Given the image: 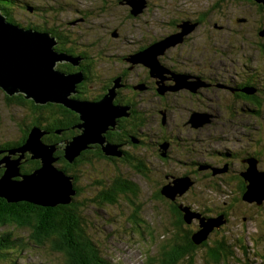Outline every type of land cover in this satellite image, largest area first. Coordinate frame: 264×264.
Here are the masks:
<instances>
[{
    "label": "rangeland",
    "instance_id": "obj_1",
    "mask_svg": "<svg viewBox=\"0 0 264 264\" xmlns=\"http://www.w3.org/2000/svg\"><path fill=\"white\" fill-rule=\"evenodd\" d=\"M125 1L123 3L127 5L128 0ZM142 1V5L139 3L137 4L139 6H135L138 10L140 8V11L145 10L148 3V0ZM208 1L209 0H206V6L210 4ZM120 2L118 3L117 0H111L110 5L105 7V11L100 12L98 9H101L102 6L98 0H17L16 3L11 6L12 10L10 14L14 22L21 25L22 28L30 25L34 27L37 26L38 28L52 27L58 30L62 28L65 31H70L71 26L66 27L68 21L81 16V14L76 13L75 10H86L88 14L92 15L82 23L86 29L77 31L78 35L72 40L81 50H88L93 54L91 56L94 57V71L100 78L105 79L97 83L102 84L107 82L109 77L115 74L113 72L119 68L120 65L116 62L117 57L121 56L120 54L123 53L128 54L133 52L135 32L137 34L139 31L147 32L148 34L149 32L154 33L156 34L155 38L158 39L160 36L167 34L168 25L166 22L168 17H173L176 14H171L172 11L167 8V5L172 7L173 3H167V0H156L155 4L157 5V10L151 8L148 15L145 14V16L140 17V21L138 20L136 23L125 16V8L127 7ZM24 4H27L33 9H25ZM183 4L189 5L187 2ZM197 4V7L200 8L204 3L199 1ZM239 6L240 3H232L230 6L232 11L230 12H237ZM129 8L132 9L131 6H129L128 9ZM91 9H94V11ZM139 13L140 12L137 14ZM0 14H2L1 11ZM217 17L218 14H213L210 18H207L204 41L202 38H197L198 36L192 34L193 28L190 27L180 29L179 32L172 34L173 37L178 35H181V37L179 39L176 38L177 40L171 42L169 47H166L164 50L159 47L162 40L154 44L153 47H155V49L153 48L154 50H152L154 59L149 63L148 70L151 72L157 65L160 68L158 69L159 74L156 75L157 77L153 75L155 77L153 79L159 84L157 88L162 92L173 91L163 87V82L166 81L165 76H162L165 72V63L161 61V58L164 56L165 59L169 58V49L174 48L175 45L181 44L182 40L190 37L196 42V46H202L205 50L198 52L200 57L206 59L207 64L210 66L214 62L219 65L222 64V66H218L216 69L214 67L212 68L215 70H224V72H226L225 75L242 73L245 66H241V63L248 60L249 79L252 81V85L258 89V92L256 90L255 93V100L259 104H251L249 102V113L234 112L233 110H229V105L232 103L225 96L224 101H222V106L218 105L219 109L215 111L217 105H212L204 99L203 106L200 109L204 111L197 113V109H199L198 106L201 103H194L197 118L200 117L199 119L204 121L203 123H205V125L208 124L202 132V134H204L202 151H205V156L196 159H186L187 155L183 152L176 151L175 147L170 153V161L166 163H162L158 159L154 149L157 140L156 135H159L160 132H154L155 124L153 118L150 116L147 118L150 124L146 129H142L141 131L146 132V134L148 133L146 135L147 137L142 136L145 143L147 141L146 144L148 145V149H139L138 155L144 156L150 169L149 181L144 182L140 180L127 166L116 168L114 172L112 171V174L111 172L109 173L111 175L108 176V178L113 174L120 173L138 184L140 196L139 203L142 208L140 214L141 219L149 226L153 234L152 237L138 236V234L131 231L127 223V215L130 211L126 209L124 201H120L115 205L105 206H96L93 203V199L100 187H97V183L92 181L95 175L91 174L90 166H81L78 171H72L77 177L78 186L81 187V194L76 197V200L84 205L82 208L84 210L83 215L85 216L86 227L90 229L91 237H97L99 241L104 240L105 243H101L102 247H105V250L101 249L102 255L104 253L103 257L110 264H149L148 257L154 256L159 245L165 240H169L174 234L172 226L173 216L169 210V205L172 201H176L175 204L187 211L185 215H187L192 225L189 228L185 226V229L196 228V223L193 222L196 220L199 221L197 218L199 212L202 211L206 214L208 211V213L213 216L217 211L221 210V212L226 213V219L228 218L227 224L220 229V232L209 239L207 248L198 249L197 253H194V264H211L208 263V260L205 258L206 249L222 237H226L228 241L227 244L235 253L233 258L225 260L222 264H264L263 260L255 256L257 252H260L261 256L264 255V199L261 205L251 201L247 203L240 201L237 203L236 181H232L229 184L223 181L225 178L228 179V177H230L229 180L234 179L232 175L228 177L224 175L222 179H219L220 177L218 179L217 177H215L216 179H212L209 176L206 177L202 172H198L196 177L191 175L193 174L191 172L192 164H209L212 160H216L217 158L214 154L210 153L211 151L224 152L226 148L229 150L234 149L238 152H240L239 150L241 149H243V151H249V156L253 155L256 157V170L258 172L264 171V12L256 14L253 9L252 13L249 14L250 20L248 24H245L238 18L237 23L221 18L219 22ZM228 19L230 20L232 18L229 17ZM216 20L218 26L217 28L215 27V29L212 25ZM117 28H119L121 36L118 39H112L110 33L113 29ZM79 29L80 27L77 28V30ZM91 42H93L92 44H98L96 47L85 49L83 45L91 44ZM98 48H101L102 51L97 50ZM100 54L103 60L98 59L97 55ZM183 56H190L191 60H196L197 51L185 50ZM60 62H57L58 64L55 63V65H60ZM167 62L171 61L167 60ZM234 69H237L236 73L231 71ZM138 73L140 75L137 76ZM65 75H69V73H65ZM141 75H143L141 68H137L132 74L133 77H140ZM132 76L130 82L135 81ZM181 79L182 78H179V80ZM183 89L186 90V87H179L175 89V91L183 92ZM140 92L138 93L139 96H136L135 99L141 102L145 101L146 104H152L153 96H150V92L148 94H144L142 91ZM203 94L208 97L207 93ZM124 97L127 96L125 95ZM174 99L177 101V107L172 114L171 125L181 124L183 122L182 117L184 120L188 119L190 122L192 115H188L183 110L184 106L191 108L190 104L187 102L188 100L184 98L180 99L178 96H174ZM12 103L13 102L8 104V102H6L3 98V92L0 90V141L17 139L19 134L16 127L17 123L18 125L24 126L25 123L29 121L26 112L20 107H12ZM113 106L126 105L122 103ZM168 106L169 105L166 107ZM140 107L143 108L144 106ZM130 116L131 115H128V118ZM199 127L203 128L202 126ZM169 134L170 130L168 129L160 133L161 136L165 137L169 136ZM182 134L185 133L182 132ZM244 134L246 136H244ZM77 136L78 135L74 136L73 139ZM179 136L182 140L178 141V144H181L182 148L187 147L188 145L186 141H184L185 137L180 134ZM38 138L39 136H37V140L34 142V152L32 154L34 156H41L42 161L47 167L49 165L51 169H55L59 165L55 162V157H53V148L49 149V147L44 145ZM175 138L177 137L175 136ZM72 140L67 142H71ZM122 146L123 145H113V147L119 148V150H122ZM22 147L23 146L19 149ZM64 149L65 145L63 151ZM26 151L31 155L29 150L24 149L22 152L20 151L21 153H19V157L16 159L19 161ZM217 159L222 161L224 157L221 156V158ZM17 160L8 163V167L11 168V171L9 170V174L11 175L19 173V167L15 165ZM1 164L4 165V163ZM233 166L238 169L240 166L239 162H234ZM62 173L65 174L64 172ZM45 174L46 172L42 174L41 179H44L46 176H51ZM165 175L171 179V182L174 179V177L172 179V175H174L177 177L189 178L192 184L185 188L180 194H175L173 196L174 199L166 197L164 202L156 201L152 197V194L155 189L165 182ZM66 176L69 178L71 177L69 175ZM47 179L48 180H45L42 184L47 186V181H53L50 177H47ZM56 184L62 186L63 189L66 190V195L69 193L70 190L65 186V181L58 180ZM44 185H42V187H44ZM48 185L52 186L51 182H49ZM223 213L220 216L225 220ZM201 223L202 222H199L200 228L197 236L202 234L203 228L201 227ZM15 232H17L19 236L26 238L27 231ZM239 238L243 239L241 244L245 246L248 252V261L246 258L241 257V254L233 247L240 246V243L237 241ZM26 248H24L20 255H12V264H63L62 257L59 254L51 253L48 246L44 248L26 246ZM238 259L239 262H237ZM0 264H6V262H0Z\"/></svg>",
    "mask_w": 264,
    "mask_h": 264
},
{
    "label": "trees",
    "instance_id": "obj_2",
    "mask_svg": "<svg viewBox=\"0 0 264 264\" xmlns=\"http://www.w3.org/2000/svg\"><path fill=\"white\" fill-rule=\"evenodd\" d=\"M16 1L17 0H0L1 13H3L7 17V21L14 24H16V22H14L10 13L12 10L11 6H13ZM99 2L102 6V11V9H106L105 7L110 5L111 0H100ZM253 2L258 8H264V0H253ZM127 6L129 7V5ZM24 8H30V10L33 9L27 4H24ZM258 12L262 13L261 10H259ZM125 13L126 17L130 20L136 18L137 15H139H133L130 8L127 9ZM25 28H33L40 32H45L48 30L46 28H38L36 26L34 27L30 25L25 26ZM50 32L52 35L56 36L53 31ZM65 45L66 43L63 42L59 46H54L55 49L61 48V50L63 51H65L64 49H66L67 52H72L69 53L71 56L69 54L67 55L68 57L72 58V60H67V62H64L63 64L60 63V65H55V70L59 71L62 74H64L65 66L79 68L81 64V62L76 61L77 59L80 60V58L78 57V53L75 51L78 46L73 44L68 48ZM88 67L90 69H93L92 73L95 74L93 68L94 64H92V62L89 63ZM118 71L119 68L115 70L113 72L115 74L113 76H110L107 80L106 83L109 84V87L106 90H103L102 95L100 96V101L104 99V97L108 94L109 90L115 85L117 79L115 77ZM148 74L150 75L149 70ZM1 91L3 92V98L6 100V102H8V104L13 102L12 104L23 109L26 112V116L29 120L25 123L26 128H24V126L18 125V123L16 125L17 131L19 132L17 138L18 145L20 144L19 147L26 144L33 129L42 131L44 135L46 133L43 130L44 128L48 130H53L55 128L60 129L70 127V125H74L75 122H77L78 124L82 123L80 114L75 109L73 110L72 108H69L62 103H54L53 101H44V103H36V101L32 99L25 98L24 94L22 93L9 96L5 94L3 90ZM114 99L112 101L113 105H115ZM249 102L251 104H259L255 100V98L252 99L250 96ZM51 104L56 105L51 108L52 110L43 109L45 106H50ZM139 110L140 111H136V113L138 114H134L132 118L131 116L128 118V116L125 115L121 117V120L126 121L127 126H125V129H127L128 133H135L136 136L137 134H139L140 137H142L146 136L148 133L146 134V132L142 131L139 132V129L142 130L146 129L147 127L145 126L146 117L142 114L143 112L141 111V109ZM38 113H41L42 116H46L47 120L44 121L41 117H38ZM49 117L52 121H55L54 128V124L48 121ZM119 118L120 117L117 116L114 119V124L109 126V128L103 133V138L107 135V132L108 134L116 135L115 129L118 128L116 121ZM66 134V136L64 135L58 139H73V137H71V135L73 134H68V132ZM42 137L43 136H41V139ZM17 139L9 140L11 143H8L6 140H4L3 142H0V147L12 146L14 144L13 142H15ZM125 139L127 140L128 144L133 146V151H126L125 153L123 149H118L120 156L107 153V150H105L104 147H106V145L111 146L112 143L107 142L105 138V144L101 145L100 143H91L87 145L85 149L80 150L79 153L72 158L71 162L67 158H65V153L63 149L60 152L61 160L60 157L55 156V153L57 152L56 149L52 153L53 156H55V161L60 160L59 163L61 164L62 169L68 174L72 175L73 173L69 172H72V170L78 171L81 166H90L91 174L95 175L92 181L97 183V187H100L98 193L93 199V203L96 206H105L115 205L120 201H124L126 209L130 211V213H128L127 215V223L131 228V231L138 234V236L152 237L153 234L149 226L146 225L141 219L140 214L142 208L141 204L139 203L140 196L138 184L134 180L125 177L123 174L120 173L113 174L111 177L108 178V176H110L112 174V171L114 172L116 168H119L120 166H127L129 169H131V172L135 176H138L140 180L144 182L149 181L150 169L147 165L146 160L144 159V156L138 155L139 149H148V145L146 144L147 141L145 143V140H143L142 138L143 141L141 147L136 148V145H138V143L136 142L137 138L131 137L130 135H125ZM109 141L118 142V140H113L111 138H109ZM158 144H160L158 145V149H161L160 141H158ZM92 147L97 148L96 150H92ZM88 151L92 153L87 158L86 153ZM155 153L162 163L168 162L167 155H165L164 157L162 156L161 152L160 154L157 152ZM125 155L126 157L124 158ZM249 158H253L256 160V157L253 155H250ZM29 159L35 163L33 164L32 170L30 169L28 174H19L12 181H19L22 176L32 175L34 172L43 167L41 158H34L32 157V155H30ZM75 163H77L78 166H76ZM3 169L4 170L0 171V178L5 172L4 166ZM211 171L213 175V169H211ZM110 172L111 174H109ZM191 172L193 173L194 177H196L197 172H195V170ZM203 174L206 177L210 175V173ZM229 179L230 177H228V179L225 178L223 181L227 184L232 181H236V201L238 200L237 203L240 201L243 203H247V201H245L243 197L247 190L248 182H246L245 179L240 175H234V179ZM170 182L165 177V182L154 190L152 197L156 201L164 202L166 197L161 193V190L165 184ZM72 188L73 191H75V194L69 197L70 202L67 204H57L56 206H43L26 200H19L18 202L12 203L0 197V262L5 261L6 264H12V255H20V253L24 250V248H26V246H31L34 248H44L48 246L51 253L59 254L62 257L63 264H110L103 257L104 253L102 255V250H105V247H102L101 243H103L104 240L99 241V238L91 237V231L88 227H86V220L85 216L83 215L84 210L82 208V206L84 205L80 204L76 200V197L81 194V187L80 189L76 187L78 191L77 193L73 181ZM172 202L169 205V210L173 216L172 226L174 234L173 236H171V238H169V240H165L162 244L159 245L158 250L154 256L148 257L149 264H194V253H197L198 249L207 248L209 239L212 236L217 235L218 232H220V229L224 227L226 225V222L228 221V218L226 219L225 217V213L222 212L226 221L225 224L219 227H213L212 230L206 236V238L201 239L200 242L197 243L195 240H199L197 238V233L200 228V221L196 220L193 222L196 223L195 229H188L192 225V223L188 222L185 219V213L187 211L181 208L179 205L175 204L174 201ZM222 213L211 217L208 211L207 214L202 211L199 212V215L205 219H210L217 218ZM185 226L188 228L185 229ZM15 231H27L26 238H24L23 236H19L18 233ZM237 241L240 243V246L233 247H235V250H237L241 254V257L246 258L248 261V252L246 251L245 246L241 244L243 239L239 238ZM227 242L228 241L226 237H222L218 239V241L214 242L212 246L206 249L207 252L205 258L208 260V263L222 264L225 260L234 257L235 253L233 249H231L230 246L227 244ZM255 256L259 257L261 260L264 261V255L261 256L260 252H257V254L255 253ZM237 262H239V259Z\"/></svg>",
    "mask_w": 264,
    "mask_h": 264
},
{
    "label": "flooded vegetation",
    "instance_id": "obj_3",
    "mask_svg": "<svg viewBox=\"0 0 264 264\" xmlns=\"http://www.w3.org/2000/svg\"><path fill=\"white\" fill-rule=\"evenodd\" d=\"M100 1V0H99ZM121 1V2H120ZM125 0H117L119 3H123ZM158 1V0H157ZM161 1V0H160ZM202 1L204 4L200 8H198V2ZM205 1V2H204ZM126 2V1H125ZM156 0H148V3L146 5L145 10H141L139 15H137L136 18L131 19L132 21L136 22L140 19V17L148 15V12L150 9L154 8V10H157V5L155 4ZM176 2V3H175ZM189 3L183 4V3ZM210 4L206 6V0H167V3H173L172 7L167 5V8L172 11L171 14L176 13L175 16L173 17H168V20L166 24L168 25L167 29V34L164 36H160V38H155L156 34L143 31H139L137 34L135 31V40H134V50L131 53H123L120 54L121 56L117 57V64H119V71L116 74L115 78L120 79V87L115 91V99L114 103L115 104H122L125 103L127 106V111L124 112V114L119 115V119H117L116 124L117 127L115 129L116 135L108 134L104 136L105 140L109 143H112V145H123L122 149L123 151H133V146L128 144L127 140L125 139V135H130L131 137L137 138L136 141L138 145H136V148H140L142 145V137H140L139 134L137 136L135 133L130 134L128 133L127 129H125V126H127L125 120H121L122 116H127L131 115V118L133 117L136 111H141L143 112L142 114L146 117V125L148 126L150 123L147 120V118L150 116L153 118L154 122V132L159 131L160 133L165 132V130H170L169 136H161L160 133L159 135H156V142L154 146L155 152L159 153L162 152L165 153L168 157V161L171 159L170 153L174 148L176 147V151L178 152H183L187 155L186 159H196V158H201L205 156V151H202L203 148V141H204V134L202 132L204 131L205 127L208 126V124H203L199 125L200 122H202L199 117L195 119L193 122H189L188 119L184 120L181 124H173L171 125V119H172V114L174 113V109L177 107V101L174 99V96H178V98H184L187 99L186 101L188 104H190L191 108H188L187 106H184V112L187 113L188 115H196L195 109H194V103L199 104L201 103L197 109V113H200L201 107L203 106V101L204 99L207 102H210L212 105L216 104L217 108L215 111H218V105L222 106V101H224L225 96L227 97L228 100L231 101V105H229V110H233L234 112H242V113H249V96L253 99L255 98V93L256 90L258 92V89L252 85V81L249 79V61H245L244 63H241V66H245V69L243 70L242 73L240 74H233V75H225L226 72L224 70L219 69L215 70L218 66H222V64H218L216 62L212 63L211 66L207 64L206 59L200 57V54H198L199 51H205L202 46L195 45L196 42L192 40V38L187 37L184 40L181 41V44H177L174 46V48L169 49L168 55L169 58L165 59V56L161 58V61L165 66V80L164 86L170 90L173 91H160L157 87L159 84H157V81H155V78L151 73L150 75L148 74V67L144 65L143 63H138V64H133L130 61H128L127 58H129L131 55H134L139 52H142L146 50L147 48L153 46L160 40H164L167 38V36H173L172 34H175L180 31L182 28V25L185 23H189L188 28H193V33L195 36H198L197 38H202L204 41L205 39V33H206V22L207 18H210L213 14H218L217 20L225 19L227 21H234L237 23L238 19L243 21L245 24L249 23V14L252 13V10H255L256 14H259V10L264 12V8L260 9L258 8L253 0H209L208 1ZM240 3L239 9L237 12H230L232 11L230 9V6L232 3ZM126 3H123V5ZM128 5V4H127ZM124 5L125 11L128 9V6ZM188 9V11H187ZM94 11V9H91ZM100 12H104V10L101 11V9H98ZM76 13H80L81 16L75 18L74 20H69L68 21V26L70 27V31L68 30H63L61 29H56V28H46L50 31H53V33L56 34L52 35L50 31H45L46 33L49 34L51 39L54 41V46H59L63 42L66 43L65 46L69 48V46H72L75 44V42L72 40L75 38L78 34L77 31H80L82 29H86L82 23L86 21V19L89 16H92L88 14L86 10H75ZM99 12V13H100ZM208 13V15H207ZM155 14V13H153ZM237 14V15H236ZM234 15V16H233ZM126 16V14H125ZM232 19H228V18ZM154 18V17H153ZM221 18V19H220ZM238 18V19H237ZM217 20L213 22L214 24L212 25L214 28L218 26ZM140 21V20H139ZM37 27V26H36ZM80 27L79 30L77 28ZM74 28V29H73ZM215 28V29H216ZM28 29V28H26ZM33 29V28H29ZM35 30V29H33ZM140 30V29H139ZM43 32V31H42ZM76 33V35H75ZM114 34V35H113ZM193 35V36H194ZM110 36L112 39H118L121 36V33L119 31V28L113 29V31L110 33ZM122 39V37H121ZM248 39V38H247ZM177 40V39H176ZM94 41V40H93ZM84 44L85 49H89L91 47H96L98 43L92 44ZM90 45V46H89ZM53 46V51L57 54H63L65 57L72 52H67L66 49L65 51L61 50V48L55 49ZM78 46V45H77ZM97 50L102 51L101 48H98ZM185 50H193L197 51V57L195 58L196 60H191L190 56H183ZM78 53V57L80 58L79 62H81L79 68H74L72 66L68 67L65 66L64 69V74L69 73L71 74H76L80 73L81 81L74 86V90L70 94V99L75 100L76 102L80 103H94L97 101H100V96L102 95L103 90L107 89L109 87L108 83H102L98 84V81H102L103 79L98 76V74L95 72V74L92 73L93 69H90L89 63L92 62L94 64V57L91 56L93 55L91 52L88 50H81L79 47L75 50ZM70 55V54H69ZM130 55V56H127ZM71 56V55H70ZM98 59L103 60L102 55H97ZM95 57V58H97ZM116 57V56H115ZM66 60V59H65ZM63 61L60 63H64L67 61ZM167 60H170L171 62H167ZM128 62V64H127ZM58 64V63H57ZM237 66H240L236 64ZM214 67V68H212ZM137 68H141L143 75L140 77H133L132 74ZM222 70V71H221ZM57 71V70H55ZM63 71V70H62ZM232 72L236 73L237 69L231 70ZM59 72V71H58ZM140 75L139 73L137 76ZM131 76L134 78L135 81L130 82ZM157 77V76H156ZM179 78H182L179 80ZM168 81V82H167ZM118 83V82H117ZM179 87H186V90L183 89V92L175 91V89H178ZM249 88H253V94L249 95L244 92V90H249ZM160 92H159V91ZM142 91L144 94H148L150 92V96L152 97V104H146L145 101H139L138 99H135V97L139 96L138 93ZM137 93V94H136ZM141 93V92H140ZM203 93H207L208 97H206ZM95 95V96H93ZM126 95L127 97H124ZM149 97V98H151ZM147 101V100H146ZM55 103V102H54ZM12 107H17L14 104H11ZM46 105V104H45ZM169 105L168 107H166ZM53 106H56L54 104H51L50 106H45L43 109L44 110H49ZM140 106H144L141 108ZM140 107V108H139ZM135 109V113H134ZM52 110V109H51ZM214 112V110H213ZM217 115V113L215 112ZM38 117H41L44 121L47 120L46 116H42L41 113H38ZM48 121L53 125V128L55 127V121H52L50 117L48 118ZM164 122V124H163ZM212 123V122H211ZM198 125V127H195V125ZM26 125V124H25ZM24 125V128L26 126ZM81 124H78L75 122V124L70 125V127L66 128H60V129H53V130H48V129H43L44 132H46L44 135H42V139L40 138V141L52 149V152L56 149L55 156L60 157V152L63 149L64 145L66 144L65 142L70 141L66 138L63 139H58L62 136H64L67 132L68 134H73L71 137H74L76 135H79L82 131V128H80ZM196 125V126H197ZM199 126H202L203 128H200ZM158 128V130H157ZM42 132V131H41ZM139 132H141V129H139ZM184 132L185 134H182ZM128 133V134H127ZM42 134V133H41ZM183 135L184 141L187 143V147L182 148L181 144H178V141L182 140L181 137L179 136ZM67 135V134H66ZM65 135V136H66ZM175 136L177 138H175ZM244 136H246L244 134ZM109 138L113 140H118V142H110ZM8 143H11L9 140H6ZM18 139L13 142L14 144L12 146H2L0 147V160L7 155H9V158L11 160H17L16 158L19 157V146L18 145ZM158 141H160L161 145H167V148L165 151L163 149H158ZM3 142V141H0ZM1 145V144H0ZM97 147H92V150H96ZM119 149V148H118ZM117 149V151H118ZM182 150V151H181ZM235 151L234 149L229 150L226 148L224 152H215L211 151V154H214L217 158L224 157L222 161H219L217 158L216 160H212L209 164L208 163H202L206 168L205 169H200L201 166L203 165H198L199 163L192 164V170H195V172H202V173H210L208 175L210 178L217 177V179H222L225 176H234V175H240L246 171L248 168L247 160L249 161V151L243 149ZM12 152V153H9ZM28 152V151H26ZM25 152V153H26ZM119 152V151H118ZM24 153V156L20 159L19 161V173L20 175L28 174L30 169L32 170L33 164H35L32 160L29 159L30 154ZM92 152L88 151L86 153V157L88 158L91 155ZM33 156V154L31 153ZM53 156V157H55ZM128 156V155H127ZM126 155L124 156V158ZM61 160V157H60ZM59 161H55L58 163V167H56V170H61V172H64L66 175L71 176L72 182L74 181V187L80 189V187L77 184V177L76 175L68 174L66 173L62 167ZM229 160V161H228ZM161 161V160H160ZM234 162H239V168L236 169L233 166ZM32 163V164H31ZM76 166L77 163H75ZM2 164H0V171L4 170ZM211 167L217 168L218 170H225L222 173H219L218 175H212ZM73 171V170H72ZM205 171V172H203ZM73 173V172H69ZM196 173V174H197ZM234 175H233V174ZM194 176L193 174H191ZM213 177H212V176ZM169 176V175H168ZM169 181L171 180L169 177L165 176ZM175 178H182V177H177L172 175ZM76 192L78 193L77 189ZM176 202V201H174ZM222 213L221 210L217 211L214 215H218ZM213 215V216H214ZM211 216V217H213ZM226 217V213H225ZM227 224V222H226Z\"/></svg>",
    "mask_w": 264,
    "mask_h": 264
},
{
    "label": "water",
    "instance_id": "obj_4",
    "mask_svg": "<svg viewBox=\"0 0 264 264\" xmlns=\"http://www.w3.org/2000/svg\"><path fill=\"white\" fill-rule=\"evenodd\" d=\"M142 2V0L127 1L129 6L132 7L131 12L133 15H137V13L140 12V8L138 10L135 6H139L137 5L139 3L142 5ZM189 26V23H185L182 25V28H188ZM180 37L181 35L167 37L160 42L159 47L164 50L166 47H169L171 42ZM53 46L54 41L48 33L21 28L16 24L8 22L6 17L0 14V89L9 96L22 93L25 98L32 99L36 101V103H44V101L62 103L73 110L75 109L80 114L82 120L80 128H82V131L71 142H66L64 149L65 158L71 162L72 158L77 155L80 150L85 149L87 145L91 143L105 144V140L102 136L103 133L109 126L114 124L113 121L117 116L124 114L127 110V106L112 105L115 91L120 87L119 78L116 79L115 85L109 90L104 99L99 102L85 104L70 99V94L74 90L75 84L81 81V74L65 75L55 71V63L64 61L65 59V61L72 60V58L55 53L52 49ZM153 48L155 49V47L151 46L137 53V55H131L127 59L133 64L141 62L149 68V63L154 59L152 52V50H154ZM76 61H79V59ZM150 73L154 76L156 75L153 71ZM253 91V88L244 90V92L249 95H252ZM196 117V115H192L190 123L197 119ZM203 122L204 121L200 122L199 125L205 124ZM196 125L195 127H198V125ZM42 135L43 132L33 129L28 141L19 151L22 152L24 149H27L33 153L34 142L37 140V136H39L38 140H40ZM166 148V144L161 145L163 151H165ZM104 149L107 150V153H111L112 155L120 154L113 145H106ZM165 155V153H162V156L165 157ZM32 157L42 158L41 156L34 155ZM12 161L15 160H11L9 155L0 161V164L4 163L5 167V172L0 178V197L8 202L15 203L19 200H26L43 206H56L57 204L69 203V197L75 194L72 188V178L67 177L59 170L54 168L51 169L48 164L47 167L43 161V167L32 175L22 176L20 181H12L19 175V173L13 175L9 174L11 168L8 167V163ZM19 161L17 160L15 165L18 166ZM247 164L248 168L241 174L245 181L248 182L243 199L247 202H256L258 205H261L264 199V171L258 172L256 170V160L253 158H249ZM205 168V166L200 167V169ZM211 169H213V175L225 171L218 170L214 167H211ZM44 172H46L45 175L51 176H46L44 179H41ZM47 177H50L53 181H47L46 186L42 184V182L44 183L45 180H48ZM58 180L66 182L65 186L70 190L67 195L66 190H64L62 186L56 184ZM49 182H51L52 186L48 185ZM36 184L40 185L35 187ZM191 184L192 181L189 178H174L172 182L162 188L161 193L165 197L174 199L173 196L175 194H180ZM42 185H44V187H42ZM185 219L190 222L187 215H185ZM197 219L202 222L201 227L203 228L202 234L197 236L199 240H195L197 243L200 242L201 239L206 238L213 227H219L226 222L221 216L215 219H205L199 215Z\"/></svg>",
    "mask_w": 264,
    "mask_h": 264
},
{
    "label": "bare ground",
    "instance_id": "obj_5",
    "mask_svg": "<svg viewBox=\"0 0 264 264\" xmlns=\"http://www.w3.org/2000/svg\"><path fill=\"white\" fill-rule=\"evenodd\" d=\"M172 45H173V44H172ZM158 69H160V68L156 65V67H154L153 70H152L153 73H155L156 75L159 74ZM156 75H155V76H156ZM21 158H22V157H21ZM39 185H40V184H36L35 187H38Z\"/></svg>",
    "mask_w": 264,
    "mask_h": 264
},
{
    "label": "clouds",
    "instance_id": "obj_6",
    "mask_svg": "<svg viewBox=\"0 0 264 264\" xmlns=\"http://www.w3.org/2000/svg\"><path fill=\"white\" fill-rule=\"evenodd\" d=\"M2 15H3V13H2ZM9 22V21H8ZM11 23V22H10ZM14 24V23H13ZM16 25H18L19 26V24H16ZM19 27H21V26H19ZM22 28V27H21ZM26 29V28H25ZM29 29V28H28Z\"/></svg>",
    "mask_w": 264,
    "mask_h": 264
}]
</instances>
